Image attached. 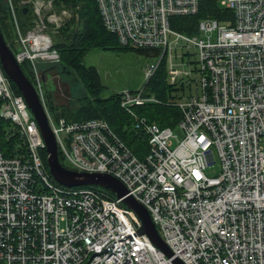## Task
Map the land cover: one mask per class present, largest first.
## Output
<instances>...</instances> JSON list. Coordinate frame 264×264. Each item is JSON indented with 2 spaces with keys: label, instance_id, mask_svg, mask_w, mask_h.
<instances>
[{
  "label": "built area",
  "instance_id": "obj_1",
  "mask_svg": "<svg viewBox=\"0 0 264 264\" xmlns=\"http://www.w3.org/2000/svg\"><path fill=\"white\" fill-rule=\"evenodd\" d=\"M199 1L95 0L120 46L156 51L144 84L114 96L146 141L142 159L107 120L74 122L50 111L45 84L59 56L53 34L71 11L53 0H3L7 47L25 66L60 164L116 178L172 254L137 232L134 213L109 190L50 178L37 123L0 66V120L11 146L0 147V264H264V0H217L223 22L201 17L193 35L171 26L172 17L194 16ZM163 62L168 91L160 99L147 83ZM148 103L179 110L176 146L174 128L137 110ZM213 152L219 172L209 176Z\"/></svg>",
  "mask_w": 264,
  "mask_h": 264
},
{
  "label": "trees",
  "instance_id": "obj_2",
  "mask_svg": "<svg viewBox=\"0 0 264 264\" xmlns=\"http://www.w3.org/2000/svg\"><path fill=\"white\" fill-rule=\"evenodd\" d=\"M3 4V0H0V33L7 43L10 42L9 38L11 37L12 30L7 22L8 15L5 12ZM53 5L58 10L61 7L69 9L72 15L53 34V37H55L58 33V37L62 38L60 43L56 41L53 43L54 48L59 53L58 65L61 67L60 72L70 74V77H72L71 84L76 85L79 83L84 93L76 99L77 106H73L54 104L52 98L54 91H47L49 93L47 100L51 113L53 112L56 116H60V118L74 122L96 117H100L105 121L107 120L111 129L128 145L131 152L143 159L147 148L143 135L129 128V118L124 115L119 109V105L114 102L115 97L113 93L105 98H100L98 91L99 89L102 91V89L99 85V76H97L93 67L87 68L82 63V57L87 52L89 46L118 44L117 38L103 28L104 26L100 22L95 0H53ZM199 5V10L192 17H172L171 26L178 30V32L193 35L195 34V26L201 17H212L216 18L219 22H223L222 16L226 15V11L219 6L217 0H200ZM136 50L147 55H154L155 53L148 49ZM163 66L164 62L159 66L154 77L147 83L148 90L156 98L160 99H164V93H166V90L168 91V87L164 81L165 73L163 72ZM21 70L27 77L28 74L25 72L24 65L21 66ZM11 86L15 93H19L13 82ZM137 110L141 115L147 116L158 127L167 126L173 129L176 121L180 119L179 110L173 105H154L148 103L144 107L137 108ZM0 147L3 151L6 149V152H8L7 148H11L5 139L2 120H0ZM57 158L61 162L58 153ZM42 159L46 164L43 151ZM108 194L110 195L111 193Z\"/></svg>",
  "mask_w": 264,
  "mask_h": 264
},
{
  "label": "water",
  "instance_id": "obj_3",
  "mask_svg": "<svg viewBox=\"0 0 264 264\" xmlns=\"http://www.w3.org/2000/svg\"><path fill=\"white\" fill-rule=\"evenodd\" d=\"M26 8H22L25 12ZM1 31V29H0ZM13 52L7 47V43L3 39L0 33V66H2L3 72L7 79L13 82V85L17 91L23 97L24 102L30 109L33 119L36 121L38 131L41 133V138L46 145V166L47 171L50 174V178L63 185L64 187H81V186H99L104 190H109L117 199H121V204L126 208L131 209L134 216L140 222V226L137 228L139 234H144L150 240L149 242L159 249L164 255L170 257L172 252L162 242L163 240L157 234L154 223L149 218L148 211L143 206L135 201L129 195H126L125 186L118 182L116 178L110 174H102L98 172H76L74 170L65 169L60 164L57 158V145L55 144L54 135L49 130L47 118H45L43 107L40 105L37 99V94L32 88V83L21 72L20 66H18ZM51 81L48 80L45 84V89L48 92L54 90V86H49ZM53 83V82H52ZM173 264H184L179 259H171Z\"/></svg>",
  "mask_w": 264,
  "mask_h": 264
},
{
  "label": "rangeland",
  "instance_id": "obj_4",
  "mask_svg": "<svg viewBox=\"0 0 264 264\" xmlns=\"http://www.w3.org/2000/svg\"><path fill=\"white\" fill-rule=\"evenodd\" d=\"M58 34V33H57ZM55 35L54 41L60 43L62 38ZM152 52H156L149 49ZM156 56L153 54H142L136 48H124L118 44H107L103 46H89L87 52L82 57V63L87 68L93 67L99 76L98 93L100 98L107 96H115L118 91L135 90L144 84V68L156 62ZM59 60V57H58ZM58 60L54 63L51 69V76L54 80L49 83L52 87L54 82L55 92L52 96L54 104L73 105L77 106L76 99L84 93L82 86L78 83L72 85L70 74L61 73V67L58 65ZM94 82V81H93ZM180 130L178 127L173 129L172 147L177 145L180 138ZM213 163L207 168L209 176H215L219 172V165H217V156L213 152ZM64 165V164H63Z\"/></svg>",
  "mask_w": 264,
  "mask_h": 264
}]
</instances>
